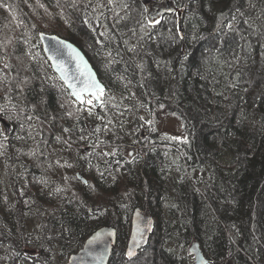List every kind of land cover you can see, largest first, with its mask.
Listing matches in <instances>:
<instances>
[{
	"label": "trees",
	"instance_id": "trees-1",
	"mask_svg": "<svg viewBox=\"0 0 264 264\" xmlns=\"http://www.w3.org/2000/svg\"><path fill=\"white\" fill-rule=\"evenodd\" d=\"M169 1L177 12L153 18L143 0H0V264H66L109 225L110 264H191L193 241L211 264H264V0ZM41 33L87 55L119 105L103 121L68 115ZM168 117L177 140L159 129ZM108 119V146L89 147L88 129ZM136 145L145 158H128ZM137 208L154 228L129 259Z\"/></svg>",
	"mask_w": 264,
	"mask_h": 264
},
{
	"label": "snow or ice",
	"instance_id": "snow-or-ice-1",
	"mask_svg": "<svg viewBox=\"0 0 264 264\" xmlns=\"http://www.w3.org/2000/svg\"><path fill=\"white\" fill-rule=\"evenodd\" d=\"M109 4L113 3V0H108ZM0 7H3V4H0ZM147 12V9H145V13ZM117 15H119L117 13ZM224 13H221V23L217 25V30H219L222 26L223 22V17ZM123 19V18H121ZM144 19L147 21V26L149 28H154L157 24L160 23L159 19H151L147 15L144 16ZM235 17H233V20ZM87 23V21H85ZM226 27L229 31H234V25L229 22L227 25H223ZM101 35H105L104 33H101ZM182 39V37H180ZM55 39V38H53ZM48 51L50 52H55L57 51L56 49L49 48ZM130 51H134V49H130ZM49 59L55 60L56 57L55 55L50 56ZM55 68L60 72V78L63 81L64 85H66V91H68V95L72 98V106H73V112H69L68 115L71 116L74 113H79L82 114L84 112H87L89 116L96 114L97 118L100 120H104V118L108 115V109L109 108H117L119 105L112 103V100L114 99L113 97H110L107 94L106 87L102 84H100L95 77L87 72L86 70H82L78 66V71L76 74H71L68 72V69L65 67L63 62L57 61L55 63ZM5 67L7 68L8 65L5 64ZM137 67L143 71V65H137ZM127 83H131V81H128ZM140 87H143V83L139 85ZM125 88H127V84H125ZM70 90V91H69ZM135 96V93H130L129 96L123 97V99H130ZM99 107L101 110V113L103 115H100L95 112V109ZM139 107H145V104L141 102L139 104ZM161 108H163V105H160ZM128 108H125L124 111H128ZM120 115H123V112L119 113ZM79 119V116L77 117ZM27 119H31V117H27ZM140 120L144 121L145 124L149 125L151 127L152 131H155V126H154V120H145V117L141 116L139 117ZM123 122H121L122 124ZM112 124V120L108 119L107 122L104 124L103 128L100 126L93 127L91 129H88V142H89V147L96 149L100 147L101 145L108 146L107 143L103 140L100 139L99 134L101 132L107 133L110 129L108 125ZM63 131L65 133H70L73 130L69 128H64ZM85 129L80 128L79 132L81 135L78 137L79 140L83 141L86 139V137L82 134L84 133ZM59 139V138H58ZM168 139L171 140H177V137H169ZM183 143L187 144L188 140L187 138H183L182 140ZM119 154V146H116L113 148L111 152H101V153H96V155L104 159L106 157H116ZM131 155V154H130ZM107 162V161H105ZM119 163V161H117ZM69 167L71 165H68ZM103 175V173H101ZM85 183H87L85 181ZM151 230V222H148V228H142L139 225L136 228V231L134 232L132 238H131V243L129 244L128 251L126 253L127 257L131 259L135 254H136V249L146 240L145 236V231H150ZM48 239H52L49 237ZM31 259V257H29ZM37 260L39 257L37 256ZM35 264V261H34Z\"/></svg>",
	"mask_w": 264,
	"mask_h": 264
},
{
	"label": "water",
	"instance_id": "water-1",
	"mask_svg": "<svg viewBox=\"0 0 264 264\" xmlns=\"http://www.w3.org/2000/svg\"><path fill=\"white\" fill-rule=\"evenodd\" d=\"M165 12L173 13L177 12V10L169 8L166 9ZM182 15L183 13L180 12V20L182 19ZM39 39L42 44L43 51L51 64L53 72L56 73L59 78L60 72L54 66L57 61L63 62L65 67L68 69V72L71 74H76L79 66L80 69L86 70L87 72L91 73L100 84L104 85V83L100 80L93 64L78 45L55 34L41 33L39 35ZM49 48L56 49L57 51L50 52L48 51ZM53 55H55L56 59H49V57ZM79 177L85 183V180L80 174ZM149 221L151 222V230L146 234L147 237H149L150 233L153 231L154 218L151 215L147 214L146 211L141 208H137L134 211L132 216V230L128 247L131 243V238L136 231L137 226L139 225L140 227L147 229ZM117 244V228L111 225L102 227L95 231L86 240L83 248L80 251L70 256L66 264H110V260L117 247ZM141 247L142 244L136 249V254L131 259L135 258L138 255ZM188 251L190 256L193 258V263L191 264L212 263L205 256L198 241H193L190 244Z\"/></svg>",
	"mask_w": 264,
	"mask_h": 264
},
{
	"label": "rangeland",
	"instance_id": "rangeland-1",
	"mask_svg": "<svg viewBox=\"0 0 264 264\" xmlns=\"http://www.w3.org/2000/svg\"><path fill=\"white\" fill-rule=\"evenodd\" d=\"M143 1L145 2V5L147 6L148 11L153 16V18L158 17L163 12H165L166 9L171 7L169 0H164L163 2H160V3H153V1H151V0H143ZM73 43H75V42H73ZM9 128L10 127L7 124H4L3 125L4 133H6ZM161 128H162L164 134L167 136L177 137V136H180V134L182 132L181 122L178 119L172 118V117L166 118L165 121L162 122V125H159V129H161ZM140 149H141L140 146H133V147H130V149H128V152L134 151L136 154H139L142 152ZM147 233H148V231H145V235ZM143 244H145V242H143L142 245ZM191 261L193 263L192 258H191Z\"/></svg>",
	"mask_w": 264,
	"mask_h": 264
},
{
	"label": "flooded vegetation",
	"instance_id": "flooded-vegetation-1",
	"mask_svg": "<svg viewBox=\"0 0 264 264\" xmlns=\"http://www.w3.org/2000/svg\"><path fill=\"white\" fill-rule=\"evenodd\" d=\"M148 131H146V130H144V131H142L141 132V136H140V139L143 141L144 139H146L147 137H148ZM136 146H138V145H136ZM141 148V147H140ZM141 151H142V148L140 149ZM131 154V155H130ZM130 154H129V156H128V158L129 159H134V158H136V157H143V158H145L146 157V153L144 152V151H142L141 153H139V154H136L134 151H132V152H130ZM148 214V213H147ZM150 215V214H149ZM146 236V235H145ZM146 238H148L147 236H146Z\"/></svg>",
	"mask_w": 264,
	"mask_h": 264
}]
</instances>
